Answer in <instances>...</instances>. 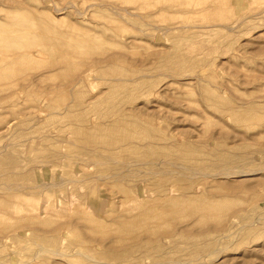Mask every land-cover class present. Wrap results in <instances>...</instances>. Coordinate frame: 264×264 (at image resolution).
I'll use <instances>...</instances> for the list:
<instances>
[{
    "label": "rangeland",
    "instance_id": "rangeland-1",
    "mask_svg": "<svg viewBox=\"0 0 264 264\" xmlns=\"http://www.w3.org/2000/svg\"><path fill=\"white\" fill-rule=\"evenodd\" d=\"M0 264H264V0H0Z\"/></svg>",
    "mask_w": 264,
    "mask_h": 264
}]
</instances>
